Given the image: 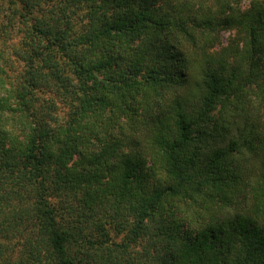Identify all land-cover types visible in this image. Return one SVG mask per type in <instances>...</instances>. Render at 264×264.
Segmentation results:
<instances>
[{"label":"trees","instance_id":"16d2710c","mask_svg":"<svg viewBox=\"0 0 264 264\" xmlns=\"http://www.w3.org/2000/svg\"><path fill=\"white\" fill-rule=\"evenodd\" d=\"M242 1L0 0V264H264Z\"/></svg>","mask_w":264,"mask_h":264},{"label":"rangeland","instance_id":"374dc122","mask_svg":"<svg viewBox=\"0 0 264 264\" xmlns=\"http://www.w3.org/2000/svg\"><path fill=\"white\" fill-rule=\"evenodd\" d=\"M248 4H249V0H243V1H242V7H243V8L247 7ZM234 33H235V32H232V31H226V32H224V34H223V42L226 41V39H227V37H229V35L232 36ZM59 113H63V111H61V112H59Z\"/></svg>","mask_w":264,"mask_h":264}]
</instances>
